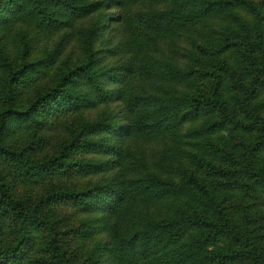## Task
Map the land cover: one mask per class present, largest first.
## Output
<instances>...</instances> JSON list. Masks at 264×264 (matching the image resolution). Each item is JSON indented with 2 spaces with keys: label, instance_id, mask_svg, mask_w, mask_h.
<instances>
[{
  "label": "trees",
  "instance_id": "16d2710c",
  "mask_svg": "<svg viewBox=\"0 0 264 264\" xmlns=\"http://www.w3.org/2000/svg\"><path fill=\"white\" fill-rule=\"evenodd\" d=\"M22 14L45 30L82 22L81 60L23 109L17 84L53 57L2 60L0 159L26 182L90 180L27 202L0 170V264H264L254 210L264 195V0H0V27ZM56 109L95 115L41 160L4 143L9 122ZM169 140L187 147L177 167ZM165 200L164 213L149 211ZM58 203L95 217L63 226ZM88 235V250L72 246ZM37 237L40 254L27 257Z\"/></svg>",
  "mask_w": 264,
  "mask_h": 264
},
{
  "label": "rangeland",
  "instance_id": "374dc122",
  "mask_svg": "<svg viewBox=\"0 0 264 264\" xmlns=\"http://www.w3.org/2000/svg\"><path fill=\"white\" fill-rule=\"evenodd\" d=\"M219 19H213L212 23L215 27H220ZM81 23V24H80ZM82 22L70 20L69 24L57 28L55 30H45L38 26L34 18L27 14L15 18L7 25L0 27V66L4 65L2 60L13 64L18 68L23 64L36 63L39 60H47L49 55L53 57V62L47 67H32L22 77V83H18L15 91V104L20 109L27 107L31 99L39 92L51 87L58 76L66 71L68 67H73L81 60L78 40L75 33V27L82 25ZM27 43L24 46V43ZM178 43L182 45L179 40ZM188 46H182L181 52L186 51ZM26 54L23 55V51ZM182 61H187V57L179 55ZM27 69V68H26ZM26 72V70H23ZM6 70L0 67V83L5 78ZM24 75V74H23ZM53 107L52 104H49ZM4 108L2 94L0 91V112ZM95 112L92 110H80L63 112L62 110H54L44 112L38 116H34L31 120L24 124L14 125L9 122L4 136V143L17 150L27 152V156L35 160H41L52 156L61 144L68 141L74 130H78L81 124L94 118ZM229 142H233L227 133ZM180 142L169 140L171 143L172 156L171 161L176 157L177 161L174 166L185 160L186 145ZM161 155V154H160ZM80 152L75 150L70 159L79 158ZM171 156V157H172ZM159 154L153 156L152 161H157ZM152 164V163H151ZM163 171H168L163 167ZM173 169V168H172ZM170 169V171L175 172ZM0 170H2L6 180L9 182L12 194L19 200L27 202H37L45 197L48 190H57L58 188H74L80 189L86 187L90 177L81 175L80 173H59L52 172L45 174L37 181H25L15 174L12 164L5 159H0ZM169 171V172H170ZM254 210L257 216V233L259 234L260 243L264 245V195L258 196L254 201ZM168 206L167 201L162 203H154L148 207L152 214H162ZM56 215L61 219V224L67 227H76L82 223L90 222L95 215L80 212L71 204L58 203L56 206ZM39 234V233H38ZM37 234V235H38ZM39 236V235H38ZM97 236H86L85 238H74L72 246L80 245L82 251H86L94 243ZM6 236L0 238V245L6 241ZM9 241V238L7 239ZM34 241L33 249L26 251L27 257H33L40 254L38 250L39 237ZM22 264V263H19Z\"/></svg>",
  "mask_w": 264,
  "mask_h": 264
}]
</instances>
